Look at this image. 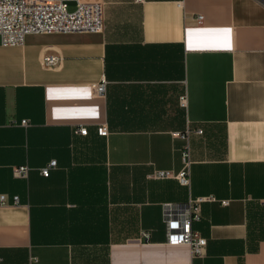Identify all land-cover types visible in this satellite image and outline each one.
I'll list each match as a JSON object with an SVG mask.
<instances>
[{"label": "crops", "instance_id": "crops-1", "mask_svg": "<svg viewBox=\"0 0 264 264\" xmlns=\"http://www.w3.org/2000/svg\"><path fill=\"white\" fill-rule=\"evenodd\" d=\"M103 2L102 32L0 45V264H264V0ZM187 124L191 189L149 176L182 168ZM189 194L230 200L202 204L201 256L166 242Z\"/></svg>", "mask_w": 264, "mask_h": 264}, {"label": "built area", "instance_id": "built-area-1", "mask_svg": "<svg viewBox=\"0 0 264 264\" xmlns=\"http://www.w3.org/2000/svg\"><path fill=\"white\" fill-rule=\"evenodd\" d=\"M70 2H74L72 10H70ZM203 19V15L197 16L198 23H202ZM104 27L103 0H0V45L2 47L22 46L28 34L102 32ZM57 60L58 57L52 54L43 57L44 64L49 67L53 66ZM106 85L107 80L102 77L94 85L95 94L103 96ZM187 103V93H183L180 96V105L186 108ZM16 122L13 121V123ZM20 124L27 125L28 121L23 119ZM97 132L101 136H107L109 129L107 125H100L97 127ZM74 133L87 135L88 127L79 125L74 129ZM192 134L202 135L203 129L187 124L184 130L173 132L174 136L186 141L182 148V168L176 172L171 169H155L149 174L151 178H175L179 184L191 189L192 155L189 141ZM55 166L56 160H51L47 166L41 168L42 174L48 176L50 169ZM28 171V165L14 168L17 176L25 177ZM13 200L17 202L18 196L15 195ZM7 202L6 195L0 194V203ZM205 202L228 205L230 200L219 199L213 194L199 196L189 194L186 202L162 204V220L165 225L167 243L188 245L192 256H201L206 252L208 240L193 226L195 222L201 220V206ZM142 237L149 240L150 232L143 231Z\"/></svg>", "mask_w": 264, "mask_h": 264}, {"label": "snow or ice", "instance_id": "snow-or-ice-1", "mask_svg": "<svg viewBox=\"0 0 264 264\" xmlns=\"http://www.w3.org/2000/svg\"><path fill=\"white\" fill-rule=\"evenodd\" d=\"M225 32H230V30H225ZM225 44H226V46H230V41H229L228 37H225Z\"/></svg>", "mask_w": 264, "mask_h": 264}, {"label": "rangeland", "instance_id": "rangeland-1", "mask_svg": "<svg viewBox=\"0 0 264 264\" xmlns=\"http://www.w3.org/2000/svg\"><path fill=\"white\" fill-rule=\"evenodd\" d=\"M74 8V5L73 4H71L70 5V10H72Z\"/></svg>", "mask_w": 264, "mask_h": 264}]
</instances>
